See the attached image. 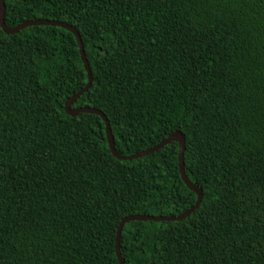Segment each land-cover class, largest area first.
<instances>
[{"label": "trees", "instance_id": "obj_1", "mask_svg": "<svg viewBox=\"0 0 264 264\" xmlns=\"http://www.w3.org/2000/svg\"><path fill=\"white\" fill-rule=\"evenodd\" d=\"M71 26L100 111L129 156L171 133L200 191L181 221L128 222L123 264H264V0H4V24ZM75 37L0 29V264H118L119 222L196 202L169 142L112 157Z\"/></svg>", "mask_w": 264, "mask_h": 264}, {"label": "water", "instance_id": "obj_2", "mask_svg": "<svg viewBox=\"0 0 264 264\" xmlns=\"http://www.w3.org/2000/svg\"><path fill=\"white\" fill-rule=\"evenodd\" d=\"M30 26H53V27H60L62 29H65L72 33V35L75 37L77 47H78V52L80 55V60L83 65V69L86 73V85L84 86L83 89L78 91L77 93L73 94L70 96L63 104V110L66 115L69 117H77L79 114H93L98 116L104 123V132H105V138L106 142L109 148V151L115 159L119 161H131L133 159L141 158L144 156H147L153 152H156L157 150L161 149L163 146L167 145L169 142H175L178 146V152H177V167H178V173L180 175V179L182 183L185 185V187L192 191L196 195V202L195 204L190 207L188 210L183 212L182 214L174 217H155V216H148V215H130L127 217H124L121 219L119 222V225L117 227L116 235H115V243H114V252H115V257L118 262V264H123L120 256V251H119V239H120V232L121 228L124 224L128 222H145V221H150V222H174V221H181L184 218H186L190 213H192L198 206L200 200H201V193L200 191L188 180L184 173L183 169V151H184V139L183 136L178 133V132H173L171 133L167 138L159 142L158 144L145 149L143 151H139L135 154L129 155V156H121L117 154V152L114 149V143H113V137L111 135L110 129L108 122L105 118V116L98 110L88 108V107H77V108H72L71 105L74 103L78 97L86 92L91 85V74L90 70L88 67V63L86 61V58L84 56L83 48L81 46L80 42V37L78 33L69 25H66L64 23H60L57 21H48V20H41V19H35L31 21H27L24 23H21L15 27H7L4 24V0H0V29L3 33L7 35H13L16 34L18 31L30 27Z\"/></svg>", "mask_w": 264, "mask_h": 264}]
</instances>
